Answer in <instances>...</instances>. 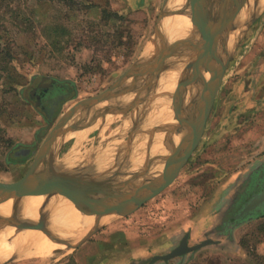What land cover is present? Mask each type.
Listing matches in <instances>:
<instances>
[{"label": "rangeland", "instance_id": "374dc122", "mask_svg": "<svg viewBox=\"0 0 264 264\" xmlns=\"http://www.w3.org/2000/svg\"><path fill=\"white\" fill-rule=\"evenodd\" d=\"M74 2L15 0L0 5V48L9 51V61L0 55L1 182H14L25 175L47 133L74 104L103 92L138 61L153 60L163 44L179 42L184 38L185 35L178 34L177 38L169 40L161 28L163 19L176 14L189 18V13H185V8L189 9L185 7L187 0L177 7H170V0ZM256 2L246 0L238 15H242L239 27L233 32L229 28L227 30L231 44L225 46L222 43V56L232 47L233 52L221 75L202 134L171 181L132 211L97 219L96 228L94 226L89 235H81L76 241L52 233L46 225L44 210L41 209L35 218L30 214L22 217L17 209L19 200L16 204L11 201L10 213L0 214V218L8 219L5 222L0 220V241L6 232H10V237L27 238V244L40 246L26 237L27 231L16 223H37L43 217V223L51 234L47 235L39 228L33 230L46 234L61 246H50L44 252L35 254L11 253L0 257V264H114L116 260L121 264H264V204L239 219H232L253 196L264 192L263 143L257 140V136L245 135L244 132L250 127L248 102L241 110L246 124L237 127V85H248L250 69H258L262 64L264 67V0ZM213 17H217L215 13ZM189 21L192 27L190 18ZM184 27H179L178 33H183ZM189 30V36L194 37ZM150 42H153L152 45ZM146 56L151 58H144ZM162 74H166L168 84L174 85L172 88L161 90L159 82L149 90H140L136 86L134 92L102 101L104 105L100 103L86 111L77 110L75 116L85 115L83 118L88 123L82 121L83 128L57 138L50 152L51 162L57 164V169L74 175L75 160L72 158L75 159L80 149L104 147L109 151L132 150L134 153L130 159L134 160L131 166L144 169L145 164V169L151 167L153 175L158 176L162 172L165 155L170 153L163 138L176 136L172 139L175 145L181 137L180 133L173 131L178 122H173L172 116V95L178 76L175 71ZM137 84L141 85L142 81ZM187 87L183 98L190 94L193 98L185 105L189 102L196 104L201 92L200 81ZM125 95L129 99L120 100ZM136 98L139 101L134 109L132 104ZM151 107L154 109L150 110V115L154 112L156 120L152 116L146 118V109ZM167 112L171 116L166 119ZM138 114L141 118H137ZM89 116L93 118L87 120ZM151 123L155 125L152 127ZM158 131H164L160 132L164 136L159 141L162 149L150 151L148 148H152L155 136L160 134ZM78 136H81L80 139H76ZM120 142L132 145L127 147ZM158 153L159 159L152 163ZM56 195L65 198L61 193ZM42 200L49 203L47 199ZM67 200L81 214L90 215ZM43 205L46 204L42 203L40 207L43 208ZM183 240L188 246L196 247L168 258L152 260L155 255L169 253Z\"/></svg>", "mask_w": 264, "mask_h": 264}, {"label": "water", "instance_id": "95a60500", "mask_svg": "<svg viewBox=\"0 0 264 264\" xmlns=\"http://www.w3.org/2000/svg\"><path fill=\"white\" fill-rule=\"evenodd\" d=\"M245 3L246 0H187L185 7L189 6V11L185 8V13H189V18L193 22V26L190 27L189 31L194 34V37L189 36L190 33L188 32L179 42L163 44L153 60L133 64L103 92L79 101L68 109L56 121L41 142L25 175L14 182L0 181V202L11 200L16 204L18 200L20 201L27 196L34 195H43L48 200L54 194L61 193L84 213L95 215L94 226L96 228L97 219L102 216L124 215L137 208L146 199L165 187L187 159L202 134L221 75L233 52L232 47L223 57L222 43L225 46L231 44L227 30L231 26L233 29L239 27L241 19L236 21V17L237 19L239 18L238 14L242 11ZM213 13L217 16L215 19ZM157 33H159L158 30ZM198 33L199 36L197 37ZM169 58H172V60L167 61ZM167 71H175L178 76L173 94V117L178 122V125H175L173 131L180 133L181 137L175 145L171 135L163 138L162 141L165 145L168 144L166 148L170 149V153L165 155L162 172L145 185L128 193L110 192V190L102 189L99 186L96 191L101 196L89 197L85 195L83 190H80V180L76 179L72 174L70 175L57 169L54 163L51 162V158H49L54 142L69 127V119L79 109L91 108L112 96H119L132 91L136 86H139L140 90H149L153 85H158L161 74ZM189 72L190 75L188 77L187 74ZM128 79L131 80L127 81ZM139 81H142L141 85L137 84ZM197 81H200L201 85L197 104L189 102L188 105H194V109L184 114L183 107L187 105V103L185 105V102L191 100L193 96L190 94L187 98H183V91L187 85L194 82L197 83ZM135 100L132 105L139 101ZM83 127L84 125L73 126L71 130ZM159 156V153L156 154L152 159V163L157 162ZM262 201H264V193L249 201L245 206V210L254 207ZM15 204L12 208H14ZM0 220L5 222L8 219L0 218ZM44 220L41 217L37 223L25 221L20 224L16 223V225L24 228H39L45 231L47 235H50L49 230L46 229L43 223ZM87 234L89 235V233ZM195 247L188 246L183 240L179 246L172 249L169 253L155 255L152 260L168 258Z\"/></svg>", "mask_w": 264, "mask_h": 264}, {"label": "bare ground", "instance_id": "6f19581e", "mask_svg": "<svg viewBox=\"0 0 264 264\" xmlns=\"http://www.w3.org/2000/svg\"><path fill=\"white\" fill-rule=\"evenodd\" d=\"M184 0H170V2H169V5H170V7H177V6H179L182 2H183ZM258 1V0H257ZM255 3H257L256 2V0H255ZM183 4V3H182ZM259 4V3H258ZM257 4V5H258ZM260 5V4H259ZM255 6V5H254ZM262 6V5H261ZM181 7V6H180ZM189 7V6H188ZM254 8V7H253ZM258 9H260V8H258ZM170 10H171V8H170ZM181 11H182V9H181ZM184 11V10H183ZM254 11V10H253ZM170 12V11H169ZM172 12V11H171ZM252 12V11H251ZM178 13H179V11H178ZM170 14V13H169ZM239 15V14H238ZM170 16V15H169ZM242 16V15H241ZM240 16V17H241ZM166 17V16H165ZM239 17V19H241ZM237 18V17H236ZM191 22L189 21V18L187 17V16H185V15H175V16H170V17H168V18H165V19H163L162 20V22H161V28H162V30L164 31V33H165V35H166V37L169 39V40H172L173 38H177L176 37V35H178L179 34V36L180 35H186L187 34V30H188V28H190V24ZM182 26H185L184 28H183V33H178V29H179V27H182ZM157 27H158V25H157ZM156 31V30H155ZM154 31V32H155ZM181 31V32H182ZM229 31L230 32H233V27L231 26V27H229ZM160 32V31H159ZM162 33V32H161ZM159 34V33H158ZM175 35V36H174ZM164 39V38H163ZM166 40V39H165ZM157 41V40H156ZM151 43V45H152V43L153 42H150ZM150 45L148 44V47H149ZM155 46V45H154ZM147 47V48H148ZM146 48V47H145ZM146 48V49H147ZM145 51V50H144ZM150 51V50H149ZM148 53V52H147ZM150 53V52H149ZM151 53H152V50H151ZM153 53H154V51H153ZM152 53V54H153ZM142 55V54H141ZM147 56H148V54H147ZM147 56L146 57H144V58H147ZM143 57V56H142ZM150 57V56H149ZM149 57L147 58V59H149ZM140 58V57H139ZM143 58V59H144ZM151 58V57H150ZM142 59V60H143ZM140 61H141V59H140ZM139 62V61H138ZM190 75V74H189ZM169 82H168V78L166 77V74H161V78H160V80H159V88L161 89V90H164V89H167L168 87H173L172 86V84H168ZM195 83V82H194ZM199 83V82H198ZM193 85V84H192ZM196 85V84H195ZM199 85V84H198ZM186 88H188V87H186ZM191 88V87H190ZM189 88V89H190ZM193 88H195V87H193ZM200 88V87H199ZM175 89V88H174ZM192 89V88H191ZM135 90H137V89H135ZM173 90V89H172ZM196 90H197V88H196ZM199 90H201V89H199ZM133 91V90H132ZM134 92V91H133ZM137 92H139V91H136V93ZM144 93V92H143ZM142 93V94H143ZM187 93H189V92H187ZM174 94V93H173ZM190 94V93H189ZM124 95V94H123ZM136 95V94H135ZM140 95L138 94V97H139ZM125 97H127L126 98V100L127 99H129V97L128 96H124V98L123 99H120V100H124L125 99ZM131 97V96H130ZM136 97V96H135ZM172 97H173V95H172ZM113 98V97H112ZM134 98V97H133ZM186 98V97H185ZM137 99V98H136ZM132 100V99H131ZM195 100H196V98H195ZM106 101V100H105ZM135 101V100H134ZM138 101V100H137ZM173 101V100H172ZM172 101H170V102H172ZM131 102V101H130ZM133 102V101H132ZM166 102V101H165ZM164 102V103H165ZM101 103V102H100ZM100 103H98V104H100ZM106 103V102H105ZM169 103V102H168ZM97 104V105H98ZM102 105H104L103 103H101ZM109 103H107V106H109L108 105ZM167 104V103H166ZM166 104H163L164 106L166 105ZM191 104V103H190ZM197 104V103H196ZM116 105V104H115ZM114 105V106H115ZM170 105V104H169ZM171 105H172V103H171ZM132 106H134V105H132ZM174 106V105H173ZM96 107V106H95ZM110 107V106H109ZM113 107V106H112ZM97 108V107H96ZM99 108V107H98ZM102 108V107H101ZM115 108V107H114ZM120 108V107H119ZM123 108V107H122ZM172 108V107H171ZM192 108V109H191ZM108 109V108H107ZM134 109H135V106H134ZM151 109H154V107H151V108H148V109H146V113L148 114L147 116H146V118H150L151 116L152 117H154V112H153V114H151L150 115V110ZM165 109V108H164ZM194 109V105H186L185 107H184V114H187V113H189V112H191L192 110ZM80 110V109H79ZM94 110V109H93ZM105 110H106V108H105ZM109 110V109H108ZM110 110H111V108H110ZM113 110H116V109H113ZM172 110H174V108H172ZM85 111H86V109H85ZM88 111V110H87ZM96 111V110H95ZM101 111H103V110H101ZM101 111H100V113H101ZM152 111V110H151ZM154 111V110H153ZM81 112V111H80ZM92 112V111H91ZM91 112H89V113H91ZM98 112V111H97ZM108 112H110V111H108ZM140 112V111H139ZM171 112V111H170ZM78 113V112H77ZM82 113V112H81ZM80 113V114H81ZM104 113V112H103ZM118 113V112H117ZM119 113H120V111H119ZM118 113V114H119ZM135 113V112H134ZM145 113V112H144ZM168 113V112H167ZM173 113V112H172ZM84 114H86V112H84ZM98 114V113H97ZM97 114H95V115H97ZM102 114V113H101ZM92 115H94V114H92ZM104 115V114H103ZM132 115H134V114H132ZM140 114H138V116H137V118L138 117H140L139 116ZM174 115V113L172 114V116ZM101 115L99 114V117H100ZM105 116V115H104ZM109 116V115H108ZM131 116V115H130ZM135 116V115H134ZM156 116V115H155ZM171 115L168 113V115H167V117H166V119L167 118H169ZM83 117H85V115L83 116V115H74V116H72L70 119H69V127H67V130H66V132L65 133H63L62 134V136L64 135V134H67V133H69L70 131H73V130H71V129H73V126H80L81 125V122L82 121H84V123L86 122L85 120H84V118ZM87 117V116H86ZM92 117V116H91ZM90 116L88 117V119L87 120H90L89 118H91ZM95 117V116H94ZM103 117V116H102ZM105 117H107V116H105ZM105 117H104V119H105ZM114 117V116H113ZM93 118V117H92ZM91 118V119H92ZM133 118V117H132ZM141 118V117H140ZM142 118L144 119V117L142 116ZM99 119V118H98ZM103 119V120H104ZM109 119V118H108ZM130 119V118H129ZM128 119V120H129ZM159 119V118H158ZM172 119V118H171ZM94 120V119H93ZM131 120V119H130ZM133 120V119H132ZM139 119H137V121H138ZM153 120H156V118L154 117L153 118ZM101 120H99V122H100ZM106 121V120H105ZM136 121V122H137ZM141 121V120H140ZM144 121V120H143ZM150 121V119H148V122ZM159 121V120H158ZM172 121V120H171ZM90 122V121H89ZM95 122L96 121H94V124H95ZM102 122V121H101ZM131 122V121H130ZM135 122V123H136ZM146 122H147V120H146ZM153 122V121H152ZM165 122V121H164ZM173 122H177L176 120H174L173 119ZM172 122V123H173ZM83 123V122H82ZM86 123H88V122H86ZM85 123V124H86ZM104 121H103V125H104ZM126 123H128V122H126ZM154 123H155V121H154ZM160 123H162V122H160ZM171 123V122H170ZM89 124H92V123H89ZM137 124V123H136ZM103 125L101 126V127H103ZM150 125V124H149ZM155 125V124H154ZM153 125V126H154ZM158 125H159V123H158ZM162 125V124H161ZM171 125V124H170ZM176 125V124H175ZM89 126H91V125H89ZM95 126V125H94ZM97 126V125H96ZM137 126V125H136ZM150 126H152V123H151V125ZM150 126H148V127H150ZM152 126V127H153ZM172 126H173V124H172ZM87 127V126H86ZM124 127V126H123ZM148 127H147V129H148ZM157 127V126H156ZM160 127V126H159ZM158 127V128H159ZM165 127V126H164ZM89 128V127H88ZM125 128H127V127H125ZM124 128V129H125ZM138 128V127H137ZM141 128V127H140ZM143 128V127H142ZM145 128V127H144ZM166 128V127H165ZM170 128V127H169ZM102 129V128H101ZM156 129V128H155ZM161 129V128H160ZM171 129V128H170ZM87 130V129H86ZM156 130H158V129H156ZM162 130V129H161ZM122 131H123V129H122ZM126 131V130H125ZM172 131V130H171ZM84 132V131H83ZM82 132V133H83ZM142 132V131H141ZM159 132V131H158ZM158 132H156V133H158ZM160 132H162V131H160ZM159 132V133H160ZM164 132V131H163ZM162 132V133H163ZM86 133H88V132H86ZM132 133V132H131ZM134 133V132H133ZM152 133H153V131H152ZM168 133V132H167ZM166 133V134H167ZM171 133H173V131L171 132ZM176 133V132H175ZM151 134V133H150ZM149 134V135H150ZM161 134V133H160ZM165 134V135H166ZM177 134V133H176ZM84 135V134H83ZM153 135V134H152ZM159 135V134H158ZM157 135V138H154L155 139V141L156 142H158V143H156L155 141H154V144L152 145V146H150L149 144V146L150 147H152V148H148V150L150 149V151L151 150H160V149H162V147L160 146V143H159V141H160V139L162 140V138L160 137V136H158ZM61 136V135H60ZM82 136V135H81ZM81 136H78V137H76V139H80L79 137H81ZM178 136V135H177ZM83 138H84V136H82ZM156 137V136H155ZM162 137H164V136H162ZM169 137V136H168ZM176 137V136H175ZM174 137V138H175ZM60 138H62V137H60ZM135 138V137H134ZM173 138V139H174ZM63 139V138H62ZM113 140L112 141H114V138H112ZM121 139V138H120ZM81 140H82V138H81ZM108 140V139H107ZM137 140V139H136ZM143 140H145V138L143 139ZM152 140V139H151ZM176 140H178V139H176ZM141 141V140H140ZM174 141V140H173ZM110 142V141H109ZM138 142V141H137ZM147 142V141H146ZM150 142V141H149ZM152 142H153V140H152ZM177 142V141H176ZM121 143V142H120ZM141 143V142H140ZM144 143V142H143ZM142 143V144H143ZM121 144H123V143H121ZM146 144V143H145ZM144 144V145H145ZM79 145V144H78ZM108 145V144H107ZM110 145V144H109ZM108 145V146H109ZM124 146L125 145H127V147H130L132 144L130 143V142H126V144H123ZM147 145V146H148ZM77 146V145H76ZM116 146H117V144H116ZM135 146V145H134ZM154 146V147H153ZM107 147V146H106ZM115 147V146H114ZM54 147L52 146V148L51 149H53ZM86 148V147H85ZM108 148V147H107ZM146 148V147H145ZM103 149H104V147H103ZM106 149V148H105ZM128 149V148H127ZM82 150V149H81ZM85 150V149H84ZM98 151H99V149H97ZM123 150V149H122ZM52 151V150H51ZM104 151V150H103ZM57 152V151H56ZM80 152V151H79ZM115 152V151H114ZM131 152H132V150H131ZM131 152H129V153H131ZM142 152V151H141ZM147 153V152H146ZM166 153V152H165ZM56 154V153H55ZM68 154V153H67ZM66 154V155H67ZM83 154V153H82ZM81 154V155H82ZM117 154V153H116ZM126 154V153H125ZM141 154V153H140ZM144 154V153H143ZM149 154V153H148ZM52 155V154H51ZM72 155V154H71ZM77 155V154H76ZM115 155V154H114ZM138 155H139V153H138ZM150 155H152V154H150ZM150 155L149 156H145V157H150ZM163 155H164V153H163ZM79 155H77V157H78ZM103 156H104V154H103ZM106 156V155H105ZM104 156V157H105ZM125 156V155H124ZM69 157H70V155H69ZM88 157V156H87ZM86 157V158H87ZM90 157V156H89ZM94 157V156H93ZM103 157V158H104ZM114 157H116V156H114ZM126 157H128V155L126 156ZM130 157H131V155H130ZM140 157V156H139ZM139 157L138 158H136V159H138L139 160ZM55 158V157H54ZM73 160H75L74 158H72ZM77 159V158H76ZM80 159H82V158H80ZM88 159V158H87ZM86 159V160H87ZM108 160H109V156H108V158H107ZM111 159V158H110ZM147 160H148V158H146ZM71 160V159H70ZM79 160V159H78ZM85 160V159H84ZM104 160V159H103ZM108 160H106L107 162H108ZM115 160V159H114ZM134 160V159H133ZM144 161H145V159H143ZM162 159H160V161H161ZM82 161H83V159H82ZM105 161V162H106ZM142 161V160H141ZM159 161V162H160ZM60 162V161H59ZM94 162H96V161H94ZM76 163V162H75ZM74 163V164H75ZM83 163V162H82ZM93 163V162H92ZM113 163V162H112ZM56 163H54V165H55ZM66 164H69V163H66ZM73 164V165H74ZM81 164V163H80ZM115 164V163H114ZM141 164H142V162H141ZM57 165V164H56ZM55 165V166H56ZM123 165V164H122ZM133 165V164H132ZM59 166V165H58ZM65 166V165H64ZM64 166H63V168H64ZM70 165H68V167H69ZM111 166H112V164H111ZM121 166V165H120ZM131 166V165H130ZM130 166H128V167H130ZM146 166V165H145ZM61 167V166H60ZM65 167H67V166H65ZM74 167H76V166H74ZM78 167V166H77ZM122 167V166H121ZM79 168H80V166H79ZM105 168V167H104ZM110 168V167H109ZM112 168H113V166H112ZM107 169V168H106ZM118 169V168H117ZM122 169V168H121ZM124 169V168H123ZM129 169V168H128ZM131 169V168H130ZM129 169V170H130ZM136 169L138 170V168L136 167ZM76 170V169H75ZM86 170V169H85ZM126 170V169H125ZM140 170V169H139ZM111 171V170H110ZM110 171H108V172H110ZM142 171H143V169H142ZM118 172V171H117ZM126 172H128L127 170H126ZM138 172V171H137ZM144 172V171H143ZM66 173V172H65ZM102 173V172H101ZM105 173V172H104ZM70 174V173H69ZM74 174V173H73ZM88 175H89V173H87ZM106 174V173H105ZM137 174V173H136ZM71 175V174H70ZM75 175H77L76 173H75ZM84 175V174H83ZM94 175V174H93ZM98 175V174H97ZM103 175V174H102ZM125 175V174H124ZM139 175V174H138ZM78 176V175H77ZM85 176V175H84ZM87 176V175H86ZM133 176V175H132ZM141 176H142V174H141ZM143 176H144V174H143ZM80 177H81V175H80ZM80 177H78V178H80ZM90 177V176H89ZM104 177V176H103ZM120 177V176H119ZM124 177V176H123ZM140 177V176H139ZM104 178H106V177H104ZM131 178V177H130ZM129 178V179H130ZM145 178V177H144ZM86 179V178H85ZM90 179V178H89ZM125 179V178H124ZM127 179V178H126ZM125 179V180H126ZM132 179V178H131ZM130 179V180H131ZM81 180V179H80ZM138 180H139V178H138ZM112 181V180H111ZM124 181V180H123ZM132 181V180H131ZM89 182V181H88ZM90 182H91V180H90ZM96 182V181H95ZM134 182V181H133ZM145 182V181H144ZM92 183V182H91ZM117 183H120V182H117ZM138 183V182H137ZM136 183V184H137ZM121 184V183H120ZM123 184V183H122ZM125 184H127V182L125 183ZM129 184V183H128ZM142 183H140V184H138V186L139 185H141ZM105 185V184H104ZM130 185V184H129ZM103 186V185H102ZM112 186V185H111ZM120 186V185H119ZM125 186V185H124ZM137 186V185H136ZM137 186V187H138ZM142 186V185H141ZM91 187V186H90ZM105 187V186H104ZM103 187V188H104ZM127 188H129L128 186H127ZM139 188V187H138ZM124 193V192H123ZM127 193V192H126ZM88 195V194H87ZM29 196H27V197H25V198H23L22 200H20L19 201V203H18V206H17V209H18V211H19V215H21L22 217H24V216H27V214L29 215H31L33 218H35V217H38V212L42 209V210H44V213L46 214V216H47V226H48V228H49V230L52 232V233H54V234H58V235H61V236H63V237H68L69 239H71V240H75L76 238L78 239V237L79 236H85V235H87V233L92 229V228H94V225H95V217H94V215H86V214H81L79 211H77L76 209H75V207H73V205L71 204V202L70 201H68L67 199H65V198H63V197H61V196H59V195H54V196H51L48 200H46L45 198H44V196L43 195H34V196H30L31 198L30 199H27ZM38 198H41V199H38ZM42 199H45L47 202H49V203H51V204H49V203H46L45 201H43ZM42 203H45L46 205H43V208L42 207H40V205H42ZM53 204V205H52ZM55 205V206H54ZM15 207V206H14ZM10 211H11V200H7V201H5V202H3V203H1L0 204V214H4V215H7V214H9L10 213ZM38 214V215H37ZM2 217V216H1ZM10 217H11V215H10ZM10 219V218H9ZM12 219V218H11ZM37 219V218H36ZM13 220V219H12ZM40 220V219H39ZM19 221V220H18ZM12 222V221H11ZM21 222V221H20ZM39 222V221H38ZM14 223H15V221H14ZM22 223V222H21ZM45 224V223H44ZM45 225V226H46ZM46 226V227H47ZM26 231H27V233H26V237H29V238H32L36 243H38V244H40V246H36V247H34V245L33 244H30V242H28V244L26 243L27 241H26V239L27 238H24L25 240H23V238L21 239V238H19V237H17V236H9L10 235V232H6V234L4 235V239L2 240V241H0V257L2 258L3 256H6V255H9V254H11V253H15V254H20V253H24V254H26L27 252L28 253H33V254H35V253H41V252H44L45 251V249L46 248H48V247H50V246H61L60 244H58V243H56V242H54V241H52V240H50V238H48L47 236H45L42 232H40V231H37L36 229H34L33 230V228H29V227H27V228H24ZM40 230V229H39ZM96 230V229H95ZM93 232V231H92ZM91 232V233H92ZM90 233V234H91ZM51 234V233H50ZM12 235V234H11ZM53 235H51V237H52ZM54 236H56V235H54ZM81 236V237H82ZM25 237V236H24ZM6 238H8V239H6ZM66 240H67V238H65ZM79 240V239H78ZM81 240V239H80ZM73 241H71L72 243H73ZM76 241V240H75ZM63 243L65 242V243H67L66 241H62ZM71 245H73V244H71ZM49 249V248H48Z\"/></svg>", "mask_w": 264, "mask_h": 264}, {"label": "crops", "instance_id": "0c3cea01", "mask_svg": "<svg viewBox=\"0 0 264 264\" xmlns=\"http://www.w3.org/2000/svg\"><path fill=\"white\" fill-rule=\"evenodd\" d=\"M255 60L258 61V59H255ZM262 60H263V58H262ZM258 62L260 63L261 60H259ZM252 70L253 69H250V83L248 85H237V93H238L237 94V127H239V126L242 127L244 124H246L245 118L241 115V112H242L241 110H242V107L244 106V103L248 102L250 110H249V120L248 119L247 120L250 123V127L248 128V130H246L244 132H245V135H248V134L252 135L253 134V135L257 136V140H262L263 144L261 145V148H262L261 150H264V67H263V64L260 65L258 69H255L253 71ZM247 93H248V95L246 96ZM158 136H160L162 138L161 134H159ZM155 138H157V136ZM160 141H161V139H160ZM97 149H99V151ZM79 151H80L79 153H76L77 155H79L78 157L75 154V162H76L75 163V166H76L75 169L76 170L74 169V177L76 179H79V180L81 179L80 180V184H81L80 190L82 189L83 193L85 195L88 194L87 196H89V197L90 196H98V195L101 196V194L98 193V191H96V189L99 186L102 189L105 186L104 189L110 190V192H117L119 194L123 193V192L128 193L129 191H131L133 189H136L138 187L140 188L141 185L142 186L145 185L147 182L151 181V179H153V177H155V175H153L154 170L151 167H149L150 170L145 169V164H143V167H144L143 171L144 172L142 171V168H140L141 166L137 167L138 170L136 169V167L130 166L131 162L133 161L132 159H130L131 158L130 155L133 156L134 151H132V152L131 151H122V152H120L119 150H116L114 152V151H109L105 148L103 149V148H94V147L93 148L92 147L86 148L85 150L80 149ZM129 152H131V153H129ZM103 154H104V156L105 155L106 156L104 157ZM127 155H128V157H126ZM255 155L257 156V153ZM108 156H109V160L107 159ZM114 156H116V157H114ZM80 158H82L83 161ZM106 160H108V162ZM94 161H96V162H94ZM111 164H112L113 168H112ZM79 166H80V168H79ZM128 166H130V167H128ZM128 168L129 169L131 168V169L129 170ZM125 169L128 172H126ZM108 171H110V172H108ZM147 171L149 172L148 175H147ZM75 173L78 176L75 175ZM87 173H89V175ZM141 174H142V176H141ZM143 174H144V176H143ZM80 175H81V177H80ZM103 176L106 178H104ZM78 177H80V178H78ZM124 178L125 179L127 178V179L125 180ZM138 178H139V180H138ZM90 180L92 183L90 182ZM117 182H120L121 184L117 183ZM126 182H127V184H125ZM140 183H142V184L138 186V184H140ZM127 186L129 188H127ZM114 264H121V263L118 260H116V262Z\"/></svg>", "mask_w": 264, "mask_h": 264}, {"label": "trees", "instance_id": "16d2710c", "mask_svg": "<svg viewBox=\"0 0 264 264\" xmlns=\"http://www.w3.org/2000/svg\"><path fill=\"white\" fill-rule=\"evenodd\" d=\"M12 1H15V0H0V5H2L3 3H9ZM59 1H62L65 4H67L68 2L75 3L74 0H59ZM0 55L2 56L4 60L9 61V51L6 48H0ZM60 84H66V83H60Z\"/></svg>", "mask_w": 264, "mask_h": 264}, {"label": "flooded vegetation", "instance_id": "af4514ba", "mask_svg": "<svg viewBox=\"0 0 264 264\" xmlns=\"http://www.w3.org/2000/svg\"><path fill=\"white\" fill-rule=\"evenodd\" d=\"M260 193H261V192H260ZM260 193H259V195H260ZM259 195H255V196H253V197L251 198V200H252L253 198L259 196ZM251 200H250V201H251ZM263 204H264V201H262L261 203L256 204L254 207H252V208H250V209H248V210H245V206H246V205H244V206L238 211V214L236 213V215H235L232 219H235V220H236V219H239V217H241L242 215L247 214L248 212H251L252 210L258 208L259 206H261V205H263Z\"/></svg>", "mask_w": 264, "mask_h": 264}]
</instances>
